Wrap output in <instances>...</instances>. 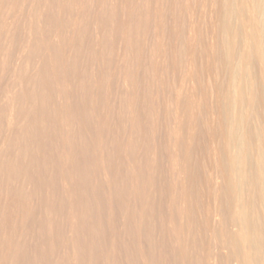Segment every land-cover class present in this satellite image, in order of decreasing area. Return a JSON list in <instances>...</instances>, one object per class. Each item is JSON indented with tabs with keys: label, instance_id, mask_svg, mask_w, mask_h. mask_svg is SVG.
Segmentation results:
<instances>
[{
	"label": "bare ground",
	"instance_id": "obj_1",
	"mask_svg": "<svg viewBox=\"0 0 264 264\" xmlns=\"http://www.w3.org/2000/svg\"><path fill=\"white\" fill-rule=\"evenodd\" d=\"M0 78H3L0 81L5 80L1 81L4 84L1 83L0 89V157L3 154L10 157L12 152L15 154L12 155L19 156L12 158L14 161L11 162V155L0 163L3 175L0 178V199L4 200L0 206V264H18L20 258H26L28 253L31 255L29 249L34 238H29L30 248L24 244L30 235L26 223L29 225L37 213H33L32 204L34 200L38 202V198L40 213L36 217L39 221L35 219L33 222H39V226L38 231H32L37 233L40 245L31 249L33 253L39 246L37 252L41 254L38 257L34 252L37 257L28 256L32 263L95 264L93 260L98 261L97 254L103 249L95 252L99 246L95 248V243L100 244L96 242V235L99 237L103 223L106 228L105 220H102L107 217L102 216L103 210L100 209L109 195V199L112 198L111 188L118 178V174L115 179L110 178L111 156L108 159L109 154L105 152L109 146L115 151L111 152L112 156L117 155L113 158L119 157V162L123 159L125 164L122 166L127 165V169L141 158L143 147L147 155L144 150L141 153L147 157L146 161L144 158L147 168L142 161L141 167L146 170L160 161L157 149L163 148L160 152L165 158L169 181L168 185L164 183L162 176L159 184H166L164 188L167 186L164 191L165 194L168 192V197L165 195L168 202L163 207L166 205L167 211L169 208L170 216L166 222L161 220L163 217L157 220L166 227L161 226L164 229L160 230L162 235L168 236L163 238L169 239L170 235L173 241L170 245L179 258L178 264H220L221 261H216L218 253L213 251L211 244L217 245L215 249L220 252L227 249V264H264V0H0ZM12 133L14 141L10 140ZM157 136L162 139L159 138L162 143L158 141L159 148ZM45 143L54 151L47 148L53 153V156L50 154L52 161L47 158L50 152L46 150L47 155L45 149L42 150ZM42 155L51 162L45 163ZM26 162H35L36 168L42 164L39 170L43 168L44 173H41L45 176L50 167L51 170L55 168L53 171L57 169L59 174L51 173L53 180L58 174L59 179H55L58 182L51 181L50 174L45 181L40 173L42 182L38 170L35 174L25 170ZM195 163L199 167L200 183L198 185L199 178L195 177L197 181L193 183L198 186L194 189L191 178L196 176H192L195 169L192 164L195 166ZM163 169L156 171L157 177L161 176L159 173ZM114 171L112 173L116 174L117 168ZM147 171H144L146 175ZM28 172L41 180L42 183H35L42 186L43 194L51 192L52 185L60 187V191L59 188L55 191L60 194L56 199L60 203L58 207L41 191L40 195L36 191L37 195L34 188L33 193L25 185L24 191L21 183L29 177ZM138 172L142 174L141 170ZM128 173L123 174L122 181L119 180L124 181L120 191L117 190L122 202L113 199V205L116 200L121 202L117 206L121 204L120 213L124 212V215L131 209L127 206L131 201H126L128 193L133 194L131 190L141 188L145 192L155 187L151 176L144 177L143 173L144 176L140 177L137 170ZM138 176L144 180L141 182ZM18 183L20 189L13 187L14 190L9 191L12 184ZM106 188L112 191L105 193ZM51 189L54 191L55 186ZM160 189L163 192V186ZM98 192L100 196L97 197ZM52 194L48 197L55 196ZM9 195L11 203L7 201ZM134 196L128 198L134 199L131 198ZM139 197L144 200L146 196ZM6 201L12 205L4 207ZM147 202L144 204L150 209L151 203ZM195 205L203 209L200 223L196 219L201 211L198 209L199 214L194 215ZM110 206L107 207L109 213L105 212L108 215L112 209ZM142 206L139 205V209ZM98 210L100 214L96 215ZM141 212L146 211L142 209ZM97 216L103 218L94 219ZM192 217L200 224L199 228L201 226L198 233L195 227L197 235L193 237L203 236L209 242L207 248L203 247V256L194 254L195 260L192 256L197 249L189 244L187 237L191 232L188 226L192 224H189ZM111 218H106L107 222L117 219ZM147 218L150 222L151 217ZM147 218H142L141 223ZM135 221L137 218L131 224ZM140 221L135 223L140 224ZM116 227L121 226L117 224ZM135 229L138 228L134 226L132 231ZM149 229L144 227V232ZM119 232H115L116 236ZM84 233L88 235L84 236ZM152 233L146 235L152 236ZM105 234L104 241L107 242L108 234ZM143 240L147 239L143 237ZM111 241L113 244L114 239ZM165 241L164 245L169 240ZM132 243L140 254L139 248L144 245H140L141 241V247L137 246V241ZM107 244L103 243L104 246ZM167 246L166 250L171 249ZM135 249L130 250L135 252ZM153 253L155 255V251ZM157 255L149 259L164 262L167 257L161 256L160 259ZM101 257L103 261L104 256ZM100 259L98 263H101ZM148 260H145L146 264L151 262ZM168 262L166 264L172 263Z\"/></svg>",
	"mask_w": 264,
	"mask_h": 264
},
{
	"label": "rangeland",
	"instance_id": "obj_2",
	"mask_svg": "<svg viewBox=\"0 0 264 264\" xmlns=\"http://www.w3.org/2000/svg\"><path fill=\"white\" fill-rule=\"evenodd\" d=\"M45 14H46V13H45ZM46 15H47V14H46ZM46 15H45V18H46ZM43 20L45 21V19H43ZM45 22H46V21H45ZM12 48H14V47H12ZM12 50H13V49H12ZM86 61H87V60H86ZM83 65L86 66V64H84V63H83ZM83 68H84V67H83ZM0 79H3V78H0ZM1 81H4V82H5V80H1ZM1 81H0V85H1V83H3V82H1ZM3 84H4V83H3ZM2 86H3V85H1L0 89L2 88ZM0 91H1V90H0ZM119 100H120V99L118 98V100H117V104H119V103H118ZM119 102H120V101H119ZM116 107H119V106L116 105ZM117 109H118V108H116V109L114 110L115 112L113 113V121H114V122L116 121L115 118H116V116H117V115H116V113H117V112H116ZM114 114H115V115H114ZM114 122L111 123V125H112V126H111L112 129L114 128V127H113ZM114 125H115V124H114ZM112 129H111V130H112ZM0 132H1V131H0ZM13 132H14V131H13ZM14 133H15V132H14ZM0 134H1V133H0ZM110 134H111V136L113 137L114 134H112V131H111ZM12 135H13V136H12ZM10 136L12 137V138H10V140L13 139V141H14V139H15V138H14V134L12 133ZM111 136H110V138L112 139ZM15 137H16V135H15ZM157 137H158V139H157V142H158V141H159V138H160L161 136H157ZM13 141H12V142H13ZM47 141H49V139H47ZM160 141H162L161 138H160ZM160 141H159V142H160ZM159 142L157 143L158 148L161 146V145L159 144ZM47 143H48L49 146H51V147L53 148V145H52L50 142H47ZM160 143H161V142H160ZM50 144H51V145H50ZM161 144H162V143H161ZM159 145H160V146H159ZM45 146H47L46 143H45ZM45 146L42 148V150L45 149L44 153H46V154H47V152H50L49 155L47 154V155L49 156V157H47V158L50 159V157L52 158L54 151H53V149L50 148L49 146H47V147H45ZM48 147H49V149H51V150L53 151V153H51L52 151H50L49 149H48L49 151L47 150ZM109 148H111V147L109 146ZM109 148H106V149H108L110 152H109L108 150H107L108 152H107V151H105V152H106L107 154H109L108 157H107L108 159H109V156H111V157H110V160H109L110 163H112V164H111L112 166L110 165L111 168H112L111 173H110V171H109V173L111 174L110 178L112 177L113 179H115V176H116L117 174H118V175H117L118 178H116V179L114 180V187L111 188V189L113 190V194H111V197H112V198L109 199V196H110V195L107 197V194H108V193H107V194H106V197L108 198V200L106 199V202L104 203V205L102 204L103 206L101 207L102 209H100V210H103V212H102L101 214H102V216H104V214H105V217L107 216V217H106L107 219H110V218H111L110 216H112L113 219H115V218L117 217L116 220H109V222H110V221H112V222H113V221H114V222L117 221V222H115L116 224H114L115 227L117 226V224H118V226H121V227H118V229H117V227L115 228L114 225H113L114 222H113V223L110 222V223H111V224H110L109 222H107V219L104 217L105 219H103L102 221L105 220L104 222H105L106 228H104L105 226H104V223L102 222L104 227H103V226L100 227V228H103V229H100L99 233H100V234L103 233V235L101 236L100 234H98L99 237L96 235V237L99 238V239H97V238L95 237V238H96V242H97V243H100V244H96V243H95V248L99 245V246L97 247L98 249H95V252H96V250H99V251H100L101 249H103V252H99V253H100V254H101V253H102V254L104 253V254H103V256H104L103 261L106 259V260L104 261V262H106V263H104L103 261H101V259H100L99 257H101L102 254H101V256H100L99 253L97 254V255H99V256H98V261L95 262V260H93V263H95V264H102V262H103V264H109V263L111 262V263L116 264V261H117V264H119L120 262L123 261V262L120 263V264H132V263H133V264H141L142 262H141L140 260H142V261L144 262L145 260L147 261V260L149 259L150 256H151V257H155V255L159 254V255H161V256H163V257H166V256H167L166 259L163 258V259L165 260L164 262L160 260V261L162 262L161 264H166V263L168 262V260H170L169 262L172 261V263H170V264H178V260H179V258L176 257L175 252H172L174 249H173L172 246L170 245L173 241H171V237H170V235H169V231L166 230V231H167L166 234L169 235V239H165V238L168 237V236H166L165 233H164V236H163V235H162L163 232H160V230L162 229L161 226H163V228H166V227H164V226H165L164 223H159V222H158L159 218H161V217L166 218V219L161 218V220H165L164 222H166L167 219H168V216H170L169 208H168V211H169V212H168L167 209H166V208H167V206H166L167 203H165V202H168V201L166 200V199H167L166 197H168L166 194H167L168 192L165 194V191H164V190H166L167 186H166V188H164L166 184H163V185H162L161 183L159 184V182H161L160 180H162V179H163V182H164V183H167V185H168V181H169L168 174L166 173L167 170H165V169H166V168H165V167H166V164L164 163L165 161H163V160H165V158L163 159L164 155H161L162 152H160V150H161V149L163 150V148L160 147L159 149H157V152L159 151V154H160V155L158 154V158H159V156H161V157L163 156L162 158H161V157L159 158L160 161L157 162V163H159L157 166L160 165V166H159V169H163V168H164L162 171H163V172L166 171V172L163 173V174H164V175H163V174H161V173H162V171H161V172L159 173L161 176H159V174H157L159 177L156 176V171H157V173L159 172V169H158V167L156 166L157 163L154 165V167H153L152 169H149V170L147 169L148 171L146 170L147 166L145 165V164H146L145 161L147 160V157L145 158V156L147 155V153H146V151H145V149H144L143 147H142V149H143L145 152H143V150H142V151H140V154H141V155L139 154L140 157H141V158H140V157H139V158H140L141 160L138 159V161H137L135 164L132 163L133 166H131L132 164L130 165L132 168H135V169H134L135 171H134L132 168H129L130 166H129L128 169H127V168H126L127 165H125L126 167H124V168H125V169H124V168H123V166H124L123 164H125V162L123 161V159H122V162H121V161L119 162V161H118V158H119V157H118V158H117V157L113 158V156H117V155H116V153H115V154L112 156V153H111V152H113L114 150H112V148H111V150H110ZM46 150H47V152H46ZM162 150H161V151H162ZM114 152H115V151H114ZM114 152H113V153H114ZM141 152H143V153L145 154V156H143V153H141ZM6 153L9 154V152H6ZM6 153H5V154H6ZM12 153H13V152H12ZM12 153H11V155H12ZM42 153H43V152H42ZM44 153H43V155L46 157L47 155L44 154ZM106 153H105V154H106ZM110 153H111V155H110ZM13 154H14V153H13ZM50 154H52V156H51ZM163 154H164V152H163ZM6 155H7V154H6ZM6 155L4 156V154H3L4 159H0V163H1V160L7 161L6 159L11 157L10 154H9L10 157H9V156L7 157ZM14 155H15V154H14ZM14 155H12V157L10 158V159H11V162L14 161V160H12V158H19V156L16 157V156H14ZM43 155L41 156V158L44 159L45 163H50V162L53 160V158H52V160L50 159L51 161H50V160H47L46 158L43 157ZM142 156H143V158H142ZM3 157L1 156L0 158H3ZM111 158H112V159H111ZM144 158H145V161H144ZM32 159H33V158H32ZM45 159H46L47 161H49V162H47ZM114 159H115V162H114ZM111 160H112V162H111ZM116 160H117L118 162H117ZM119 160H121V159L119 158ZM139 160H140V163H139ZM29 161H30V160H29ZM141 161H142V164H144L146 168H145V167H141V166H142ZM116 162H117V163H116ZM123 162H124V163H123ZM143 162H144V163H143ZM162 162H163V163H162ZM34 163H35V162H34ZM34 163L31 162V164H33L32 167H31V164H29V163L26 162V163H25V170H27V171H31V172H33V173H34V172L36 173L37 170H38L37 175H39L41 172L44 173V172H43V171H44L43 168H40V169H42L41 171L39 170V166L41 165L40 167H42V164H40L39 166L37 165L38 168H36V167H35L36 164L34 165ZM114 163H116V164H114ZM120 163H122L121 166H119ZM28 164H29L30 166H29ZM126 164H127V163H126ZM139 164H141V165H139ZM161 164H163V166H164V165H165V166H164L163 168H160V167H162ZM0 165H1V164H0ZM122 165H123V166H122ZM134 165H135V167H134ZM137 166H138V167L140 166V167L138 168ZM155 166H156V167H155ZM195 166H197V167H195ZM195 166H194V164H192V167L195 168V169L193 168L194 170H193V175H192V176L196 175V176H194L193 178H191L192 188L194 187V189L196 188V185H197V184L195 185V183H193V182H194V181H197L196 178H199V177H200V171H199V169H198V168H199V167H198V164L196 165V163H195ZM28 167L30 168L29 170H28ZM118 167H120V168H118ZM121 167H122V168H121ZM32 168H33V169H32ZM34 168H35L36 170H35ZM116 168H117V173H116V174H115V173L113 174L112 172H113V170H115L114 172H116ZM143 168H145V169H143ZM154 168H155V169H154ZM49 169H50V170H47V172H48L47 174H48V175L46 174V176H49V174H50V176H49V178H50L51 175H52L51 171H53L55 168L51 170V167H50ZM120 169H121V171H120ZM156 169H158V170H156ZM196 169H198V170H196ZM32 170H33V171H32ZM34 170H35V171H34ZM123 170H124V171H123ZM128 170H131V171H128ZM132 170H133V171H132ZM136 170H137V175L140 174L138 171H140V170L142 171V172H141L142 174L139 175L140 177H142L143 173H145V172L147 171L148 174L146 175V173H145V176H144V175H143V176H144V177H149V176H151V177L153 178V181H154V184H153V185H154L155 187H159V188L157 189V188H155V187L153 186V187L155 188V189H154V188L151 187V189H152L151 191H152V192L154 191L155 193H154V192L152 193V192L150 191V189L147 190L149 193L145 190V192L148 193V194H146L144 191L142 192V189H141V188H140V189H141V192H142V193L139 192L140 189H139V190L137 189L138 192H137L136 189L131 190V191H132L131 194L133 193L132 195H135L134 197H131V198H134V199H130V198H128L129 196H132V195H130V193H128V196L126 195V196H127V200H126V201H131V202H133V200H134L135 203L137 202L136 204H137L138 206H136L135 203L131 204V202H130V203L127 202V203H128L127 206L129 207V209H130V208H131V209H130L129 211L127 210L128 213L126 212L125 215H124V212H123V213H120V212L122 211V210H120V209H121V204H120V206H119V205L117 206V204H119V203L122 202V199L119 198V194H118L119 191H120L121 186H123L122 183L124 182V181H123V182H121V181H122V179H123V176H124L125 174H127V172H129V173H130V172H136ZM195 170H196L197 173L195 172ZM49 171H50V173H49ZM144 171H145V172H144ZM149 171H150V175H149ZM31 172H30V173H31ZM53 172L58 173L57 169H56V171H53ZM122 172H123V173H122ZM124 172H126V173L124 174ZM198 172H199V173H198ZM30 173L28 172V176H29V177L31 176V177L33 178V179H32V182H33V183L30 182V181H31V177H30V180H29V177H28V178H27L28 180L26 179V180L24 181L27 185H26L25 183H21V185H23V189H24L25 186H26L27 190H30V189H31V191H32L33 193H34V190H35V194H37L36 191H38V194L41 193V192H42V194H43L44 190L41 189L42 186L40 187V186H39L38 184H36L35 182H38V183H42V182H44L43 178L40 177V176H41V175H44V178H46L45 174H42V173H41V175L38 176L40 179L42 178L43 181L41 182V180L37 177V175H34V176H36V178H35V177L32 175V173H31V174H30ZM35 173H34V174H35ZM121 173H122V174H121ZM129 173H128V174H129ZM151 173H152V175H151ZM195 173H196V174H195ZM29 174H30V175H29ZM54 174H55V173H54ZM58 174H59V173H58ZM58 174H57V177H56L57 179H59ZM123 174H124V175H123ZM198 174H199V177L197 176ZM113 175H114V176H113ZM166 175H167V176H166ZM2 176H3V175L0 173V178H3ZM55 176H56V175H55ZM117 176H116V177H117ZM139 176H138V177H139ZM162 176H163V177H162ZM140 177H139V178H140ZM161 177H162V179H161ZM195 177H196V178H195ZM34 178H35V180H34ZM47 178H48V177H47ZM47 178H46L45 181H48L49 178H48V179H47ZM51 178H52L51 181H53V182H58V180H57V181L55 180V179H56L55 177H54V180H53V175H52ZM112 178H111V179H112ZM120 178H122V179H120ZM157 178H158V179H157ZM159 178H160V180H159ZM166 178H167L168 180H167ZM36 179H38V180H40V181H37ZM117 179H118V180H117ZM140 179H141V178H140ZM140 179H138V180H140ZM145 179H146V178H145ZM119 180H121V181H119ZM142 180H144V179L142 178V179H141V182H142ZM156 180H158V182H157ZM115 181H116V182H115ZM53 182H52V183H53ZM141 182H140V183H141ZM155 182H157V183L155 184ZM191 182H189V183H191ZM30 183H32V184H30ZM34 183H35L37 186H36ZM49 183H50V180H49ZM115 183H117V184L115 185ZM196 183H197V182H196ZM199 183H200V178L198 179V185H199ZM33 184H34V185H33ZM55 184H56V183H55ZM19 185H20L19 183H18V185H14V186H13V184H12L11 187H10L11 190L9 189V191H13V190H14V189H12L13 187H14V188H17V189H20L21 185H20V186H19ZM24 185H25V186H24ZM29 185H30V186H29ZM31 185H32V186H31ZM51 185H52V184H51ZM51 185H49V187H50ZM118 185H119V186H118ZM157 185H159V186H157ZM194 185H195V186H194ZM198 185H197V186H198ZM52 186H53V185H52ZM52 186H51L50 188H53V187L55 186V190L53 191V189L50 190V188H49V191H51V192L48 191L49 193H47V194L44 193L43 195H44L45 197H46V195L51 196L50 193L53 192L52 195H55V196H52V197H48V196H47L46 198H48V199L51 198L52 201H51V199H50V201H51V202H54V201H55L56 203L54 202V204L57 205V204L59 203V201L57 200V201H58V202H57L56 199H59V198H57V196L59 197L60 194L57 195L56 193H59L58 191H60V187H57V185H54L53 187H52ZM58 186H59V184H58ZM115 186H116V187H115ZM160 186H161V187L163 186L162 191L164 192V195L161 194V193H163V192H160V190H161V189H160ZM28 187H30V188H28ZM117 187H119V189H114V188H117ZM26 188H25V189H26ZM33 188H34V190H33ZM56 188H57V190H58V188H59V190H58L57 192H55V191H56ZM25 189H24V191H26ZM106 189H107V188H106ZM153 189H154V190H153ZM45 190H46V189H45ZM108 190H109V189L105 190V193H106V191H107V192H109V191L111 192V191H112V190H109V191H108ZM117 190H119V191H117ZM31 191H28V192L32 193ZM40 191H41V192H40ZM166 191H167V190H166ZM110 192H109V193H110ZM60 193H61V192H60ZM114 193H115V195H114ZM137 193H138V195H137ZM140 193H141V194H140ZM150 193H151V195H152V196H151V195H150V196H151L153 199H155V200H153V199L149 196ZM35 194H34V195H35ZM38 194H37V195H38ZM42 194H41V195H42ZM45 194H46V195H45ZM96 194H97V197H98L99 192L96 193ZM139 194H140V195H139ZM153 194H155V196H154ZM37 195H36V197H37ZM39 195H40V194H39ZM43 195H42V196H43ZM117 195H118V196H117ZM159 195L162 196V197H160ZM165 195H166V197H165ZM99 196H100V195H99ZM116 196H117V198H116ZM139 196H146L145 198H146L147 201H149V203H151V204H149V203L146 201V199H145L144 197H142V198H144V200H140L139 198H141V197H139ZM38 197H39V196H38ZM55 197H56V198H55ZM154 197H155V198H154ZM159 197H160V198H159ZM8 198H9V199H7V201H10V203H11V197H10V195L8 196ZM92 198H93V195H91V198H90V199H92ZM135 198L138 199V200L136 201ZM162 198H165V199L163 200ZM1 199H2V198H1ZM1 199H0V206L3 204L2 202H4V200H3V199L1 200ZM36 199H37V198H36ZM111 199H112V200H111ZM113 199H119L121 202H120L119 200H118L119 202H118L117 200H116V201L114 200L115 202H114V205H113ZM156 199L159 200V202H158ZM37 200H38V202H37L36 200H34V202L36 201L37 203L35 202V204H34V202H33V204H32V206H33V208H32L33 213H34V212H37V213H34L35 216L33 215V216H34V217H33V218H34V219H33L34 222H35V219H36L37 221H39V220L37 219L38 216L36 217V214L39 215L38 212L40 211V203H39L40 200H39V198H38ZM60 200H61V198H60ZM139 200H140V201H139ZM152 200H153V201H152ZM161 200H162V202H161ZM165 200H166V201H165ZM7 201L5 202L6 205H5V204H4L5 206L3 205L4 207L7 206V204H8ZM126 201H125V202H126ZM138 201H139L141 204H140ZM141 201L143 202V204H142ZM145 201L149 204L150 209H149V207H148L147 204H144V203H146ZM156 201H157V202H156ZM157 203H158V204H157ZM164 203L166 204L165 207H163V206H164ZM59 204H60V203H59ZM59 204H58V205H59ZM110 204H111V206H110ZM130 204H131V205H130ZM155 204H156V206H155ZM11 205H12V204H11ZM11 205L8 204V206H11ZM56 205H55V206H56ZM58 205H57L56 207H58ZM115 205H116V206H115ZM129 205H130V206L134 205V206L130 207ZM139 205H141V206L144 205V206H142L141 209H139ZM158 205H159V206H158ZM108 206H110V208L112 207V209H110V212H111L113 215H110L111 213H110L109 215L106 214V213H109V212H107V211L109 210V209H108V208H109ZM113 206H114V208L116 207V209H115V213H116V214H115V215H114V208H113ZM151 206H152L153 208H151ZM157 206H158L159 208H158ZM105 207H106V208H105ZM107 207H108V208H107ZM117 207H118V208L120 207V208L117 209ZM133 207H134V208L136 207V208L134 209ZM137 208H138V209H137ZM156 208H158V209H156ZM162 208H163V210H162ZM107 209H108V210H107ZM142 209H145V211L147 212L148 216H147L146 212H144V213L141 212ZM164 209H165V211L168 212V213H166V212L164 211ZM193 209H195L194 211H196L195 214L193 213L194 215L199 214L198 212H200L201 210L203 211V209L200 207V205H199L198 207H196V205H195V207H194ZM193 209H192V210H193ZM196 209H197V210H196ZM198 209H200V210L198 211ZM36 210H37V211H36ZM38 210H39V211H38ZM100 210H98V213H95L96 211H95L94 213H95L96 215H97V214H100V213H99ZM112 210H113V212H112ZM118 210H120V211H118ZM133 210H134V211H133ZM135 210H136V211H135ZM148 210L151 211V212H149ZM130 211H131V212H130ZM139 211H140V212H139ZM143 211H144V210H143ZM194 211H193V212H194ZM197 211H198V212H197ZM202 211H201V212H202ZM105 212H106V213H105ZM136 212H137V215H136ZM138 212H139V213H138ZM159 212H160V213L163 212L162 215H161ZM201 212H200V214L198 215V218H197V219L194 218V217L197 216V215H196V216L192 217L193 219L189 220V224H190V223H192V224H190V225L188 224V225L190 226V227L188 226V229H190L189 231H191V232H189L190 235L187 236L188 239H189L188 242H189V244L191 243L190 245L193 244V247H194V248L196 247V249H197V250H196V249H194L193 247H192V248H193L194 250H196V251H194L193 249H191L192 252L194 251V252H193V256H192V257H193L192 260H195V259H194L195 255H196V257H198V256H201L202 254H204L203 252H205V248H203V247L205 246V247L207 248V246L209 245V244H208L209 242H207V241L203 238V236H202V238L204 239V241H203V239L201 238V236H200V238L198 237L199 235H198L196 238L193 237V236L197 235L196 232L198 233V232L200 231L199 229L201 228V226H200V228H199V226H198V225H200V224H199V223H200V219H199V217H200V215H203V212H202V213H201ZM39 213H40V212H39ZM119 213H120V214H119ZM134 213H135V214H134ZM140 213H142L146 218L150 216V217H151V219H150L151 221L149 222V220H148V218H147V221H148V222L144 220V222H143L144 225H143L141 222H142L143 219H145V217H144L143 215H141ZM164 213H165L166 215H165ZM95 214H93V216H95ZM127 214H128V215H127ZM129 214H130V216H129ZM138 214H139V215H138ZM157 214H158V215H161V216H157ZM118 215H119V216H118ZM120 215H121V217H122V215H123V217H122V218H123V221H124V219L126 220V221H124V223H123V221H122V222L120 221V220L122 219V218L120 217ZM131 215H136V216H133V219H131V218H130V217H132ZM140 215H141L142 217H141ZM164 215H165V216H164ZM99 216H101V215H99ZM99 216H97V218H96V217H95V218L93 217V218H94V219H102V218H103V217H99ZM115 216H116V217H115ZM124 216H125V217H124ZM126 216H127V217H126ZM138 216L141 217V219H142V218H143V219L141 220V219L139 218V219L141 220V221H140V220L138 219ZM155 216H157V217L155 218ZM98 217H99V218H98ZM108 217H109V218H108ZM118 217H119L120 219H119ZM112 218H111V219H112ZM126 218H127V219L130 218L131 220H127ZM136 218H137V221H135V222L140 221V224H141V225H140L139 223H135V222H133V223H135L136 225L134 224V225L132 226L133 223L131 224V222L134 221V220H136ZM118 219H119V220H118ZM155 219H156V220H155ZM157 219H158V220H157ZM195 219H196V221L199 222V223H197L196 221H194ZM33 220L30 219V221H32V222H30V223L32 224V226L30 225V223H29V225L26 223V227L29 226V228L27 227V228H28V231H29V234H30L29 237H28V239L31 238V237L33 236L32 238H34L33 240H35V241H34L35 243H34L33 240H32V244H30V243H31L30 241H31L32 238L28 240L29 243L26 242V241H25V243H24L26 246H28V245L30 244L31 248H32V246H33L32 249L36 248V245H38V244L40 245V243H39L40 241L37 240V239H39V238H37V235H36L37 233L35 234V231H38L37 228H38V226H39V222L34 223ZM28 221H29V220H28ZM118 221L121 222V224L123 223L125 226L119 224ZM146 222H147L148 224H147ZM160 222H163V221H160ZM193 222H194V223H193ZM195 222H196V223H195ZM106 223H108L111 227H110L108 224H106ZM145 223H146V224H145ZM151 223H152V224H151ZM33 224H35V225H33ZM130 224H131V225H130ZM138 224H139V225H138ZM149 224H150L151 226H152V225H153V226L151 227ZM107 225H108V227H109L110 229L112 228V229H113L115 232H117V233L119 232L120 229H124V228H126V229H124V230H120V232H119V234H118L119 236H118V235L116 236L117 233H115L112 229H111V230L108 229ZM142 225H143L145 228H148V229L150 228L151 230H153V231H152L153 233L150 232V231H151L150 229L147 231L148 234H149V233H152V236H150L151 234H150V235H146L147 232H146V230H145V232H144V227H142ZM147 225H149L150 227H148ZM157 225L160 226L161 228L158 227ZM134 226H136L138 229H135L134 232H133L132 230L134 229ZM140 226H141V227H140ZM192 226L194 227V229H193ZM35 227H36V228H35ZM123 227H124V228H123ZM130 227H131V228H130ZM156 227H157V228H156ZM195 227H197L198 230H197ZM132 228H133V229H132ZM141 228H142V229H141ZM30 229H31V230H30ZM32 229H34L35 231L33 230V231H34V232H33ZM115 229H116V230H115ZM139 229H140V230H139ZM195 229H196V232H195ZM106 230H107V231H106ZM163 230H164V229H162L161 231H163ZM110 231H111V232H110ZM112 231L114 232V237H113V233H112ZM121 231H122L123 233H122ZM126 231H127V232H126ZM128 231H129V232H128ZM131 231H132V233H131ZM136 231H139V232L135 233ZM141 231H142V233H140ZM166 231H164V232H166ZM30 232H31V233H30ZM108 232H110V233H108ZM125 232H126V233H125ZM193 232H194L195 234H193ZM33 233H34V234H33ZM105 233L108 234V236H106V240H107L108 244H107L106 241H104V239H105L104 234H105ZM128 233H129V234H128ZM143 233H144V236H143ZM85 234H87V233H84L83 235L85 236ZM106 234H105V235H106ZM110 234H112V235L109 237ZM120 234H121V235H120ZM123 234H124V236H123ZM125 234H126V235H125ZM140 234H141L142 236H140ZM35 235H36V236H35ZM87 235H88V234H87ZM89 235H90V234H89ZM127 235H128V236H127ZM145 235H146L148 238L145 237ZM34 236H35L36 238H35ZM80 236H82V235H80ZM100 236H101V237H100ZM103 236H104V238H102ZM115 236H116V237H115ZM120 236H122V237H120ZM149 236H150L152 239H149V238H150ZM87 237L89 238L90 236H87ZM111 237L114 239V243H113V244H112L113 241H111V240H113V239H111ZM132 237H133V238H132ZM136 237H137V238H136ZM140 237H141V238H140ZM143 237H144V239H147L148 241H147V240L144 241V240H143ZM163 237H165V238H163ZM189 237H190V238H189ZM80 238H82V237H80ZM88 238H87V239H88ZM108 238H110V239H108ZM122 238H123V239H122ZM134 238H135L136 240H135ZM191 238H192V239H191ZM82 239H83V238H82ZM82 239H80L81 242H83ZM115 239H116V243H115ZM131 239H132V241H131ZM133 239H134L135 241H134ZM163 239H165L166 241L163 240ZM196 239H198V240H196ZM201 239H202V240H201ZM26 240H27V239H26ZM36 240H37V241H36ZM83 240H84V239H83ZM109 240H110V241H109ZM128 240L131 241L130 244H129V241H128ZM152 240H153V242H152ZM167 240H169V241L167 242ZM38 241H39V242H38ZM101 241H102V242H101ZM103 241H104V242H103ZM136 241L138 242V243H136L138 247H141L142 245H144V246H142V248H139V252H140V254L137 253L138 249H137V247H136L135 244H134L135 247H133V249L136 248V249H135V252H134V251H131V250H133V249H132V246H134V245L131 246V244H133L132 242L135 243ZM140 241H141V243H140ZM143 241L145 242L144 244H143ZM155 241H156V242H155ZM164 241H165V243L167 242L169 245H168L167 243H166V244H167L168 246H167L166 244L164 245ZM170 241H171V243H170ZM191 241H193V242L195 243V245H196V244H197V245L194 246V243L191 242ZM199 241H201V242H199ZM202 241H203L204 244H206V245H204ZM205 241H206V242H205ZM120 242H121V243H120ZM147 242H149V243L152 242V244L150 243V244L148 245ZM198 242H199V244H198ZM27 243H28V244H27ZM33 243H34V245H33ZM101 243H102V244H101ZM103 243H104V244L106 243V244L108 245L109 248L107 247V245L104 246ZM124 243H125V244H124ZM126 243H127V244H126ZM139 243H140L141 246L139 245ZM115 244H116V245H115ZM172 244H173V243H172ZM202 244H203V245H202ZM25 245H24V246H25ZM96 245H97V246H96ZM100 245H101V246H100ZM113 245H114V246H113ZM120 245H121V246L124 245L125 247H124V246L121 247ZM126 245H128L129 248H127ZM145 245H146V246L148 245L147 248H145ZM150 245H152V246H151L152 249H151V247H149ZM163 245H164V246H163ZM198 245H199V246H198ZM201 245H202V247H201ZM212 245H213L214 247H213ZM26 246H25V248H26ZM34 246H35V247H34ZM102 246H104V247L102 248ZM153 246H154V247H153ZM155 246H156V247H155ZM162 246H163V248H162ZM166 246L168 247V249L171 248L172 250H171V249L166 250V249H167V248H165ZM169 246H171V247H169ZM197 246H198L199 248H197ZM215 246H217V245H215V244H211V248H213V251L216 250L215 252L218 253L217 256H216V258H217L216 261H221V262L224 261L223 263H224V264H227V261H226L227 258H226V256H225V254H226V252H227V249H225V250L222 249V251L220 252V250L215 249V248H217V247H215ZM28 247H29V246H28ZM28 247H27V248H28ZM105 247H107L108 250H107V248H105ZM114 247H115L117 250H116ZM143 247H144L146 250L148 249L149 251H148V250L145 251ZM157 247H158L159 249H158ZM29 248H30V247H29ZM29 248H28V249H29ZM31 248H30V249H31ZM99 248H101V249H99ZM104 248H105V249H104ZM113 248H114L115 250H113ZM149 248H150V249H149ZM153 248H154V250H153ZM160 248L162 249L163 253H165V256H164V254L161 252V249H160ZM28 249H26V252L28 251ZM30 249H29V252H31V255H30L31 257L29 256L30 253L27 252V253H28V256H29L30 258H32V256L35 258L36 254H34V252L36 253L38 250H40V247L37 246V249H38V250L35 249L33 253H32L33 250H32V249L30 250ZM110 249H112L114 252L111 251ZM130 249H131V250H130ZM141 249L143 250V253H144V251H145V254H144L145 256H144V255H141V254H143V253H141V252H142ZM157 249H158V250H157ZM163 249H164V250H163ZM200 249H202V251H201ZM106 250H107V252H106ZM109 250H110L111 252H109ZM118 250H119V251H118ZM123 250H124V251H123ZM126 250H128L129 252H128V251L126 252ZM152 250H153V251H152ZM159 250H160V251H159ZM198 250H199V252H201V254L198 252ZM217 250H218V251H217ZM101 251H102V250H101ZM154 251H155V255H154V253H153ZM164 251H165V252H164ZM166 251H167V255H166ZM168 251H170V252H168ZM223 251H224V252H223ZM112 252H113V253H112ZM120 252H121L122 254H121ZM130 252H132V253H130ZM146 252H147V253H146ZM149 252H150V253L152 252V254L150 255ZM156 252H158V253L156 254ZM159 252H160L161 254H160ZM171 252L173 253V255H172ZM27 253H26V254H27ZM37 253H38L37 255H38V257H39L40 254H41V252H40V253L37 252ZM96 253H97V252H96ZM105 253H106V254H105ZM109 253H110V254H109ZM111 253H112V255H114L115 257H114V256H111ZM119 253H120V254H119ZM134 253L137 254V255H135ZM148 253H149V254H148ZM168 253H169V254H168ZM170 253H171V254H170ZM195 253H196V254H195ZM222 253H224V254L222 255ZM107 254H108L109 256H108ZM116 254H117V255H116ZM124 254H125V255H124ZM133 254H134V255H133ZM147 254L150 255V256H148ZM194 254H195V255H194ZM219 254H220V255H219ZM95 255H96V254H95ZM106 255H107V256H106ZM119 255H120V256H119ZM140 255H141V256H140ZM146 255L148 256V258H147ZM152 255H154V256H152ZM170 255H171V256H170ZM197 255H198V256H197ZM218 255H219V256H218ZM25 256H26V255H25ZM28 256H26V258L23 257V259L20 258V259L18 260V264H19V261H20V260H21L20 262L23 264L24 261H25V259H26V260L29 259ZM103 256H102V257H103ZM105 256H106V258H105ZM132 256H133V257H132ZM161 256H160V257H161ZM172 256H174V257H172ZM202 256H203V255H202ZM220 256H221V259H218V257H220ZM222 256H223V257H222ZM224 256H225V257H224ZM36 257H37V256H36ZM95 257H97V256H95ZM95 257H94V259L97 260V258H95ZM102 257H101V258H102ZM108 257H109V259H107ZM110 257H112L111 259H112L113 261H114V260H115V261L113 262V261L110 259ZM113 257H114V259H113ZM128 257H129V258H128ZM139 257H140V258L142 257L143 259H144V257H145V258H147V259H144V260H143L142 258L140 259ZM156 257H158V255H157ZM160 257H158V258H160ZM168 257H172L173 259H172V258H171V259H170V258L168 259ZM175 257H176V258H175ZM196 257H195V258H196ZM120 258H121V259H120ZM122 258H123V259H122ZM125 258H127V259L124 260ZM222 258H223V261H222ZM99 259H100L101 263H98V262H99ZM118 259H120V262L118 261ZM131 259H132V260H131ZM154 259H155L156 261H158V263L156 262V264H160V263H159V262H160L159 260H157L156 258H154ZM154 259L152 258L153 261H154ZM160 259H162V257H161ZM167 259H168V260H167ZM174 259H175V260H174ZM22 260H24V261L22 262ZM108 260H110V261L107 263ZM135 261H136V263H135ZM146 261L144 262L145 264L148 263V262H146ZM148 261H151V259H149ZM153 261L149 262V264H150V263L153 264ZM225 261H226V262H225ZM25 262H27V261H25ZM30 262L32 263V259H29V261H28L26 264H28V263H30ZM169 262H168V263H169ZM174 262H176V263H174ZM221 262H220V264H221ZM111 263H110V264H111ZM223 263H222V264H223ZM24 264H25V263H24ZM32 264H33V263H32ZM142 264H143V263H142ZM154 264H155V261H154ZM217 264H219V262H218Z\"/></svg>",
	"mask_w": 264,
	"mask_h": 264
}]
</instances>
